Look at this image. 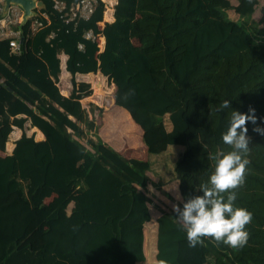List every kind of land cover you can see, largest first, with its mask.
<instances>
[{
  "label": "trees",
  "instance_id": "obj_1",
  "mask_svg": "<svg viewBox=\"0 0 264 264\" xmlns=\"http://www.w3.org/2000/svg\"><path fill=\"white\" fill-rule=\"evenodd\" d=\"M42 1L15 27L20 54L0 39V150L13 149L0 155V264H137L146 252L156 264H233L226 244L210 236L190 247L174 210L161 209L145 233L151 157L178 147L172 172L183 201L201 194L215 154L230 150L221 136L233 109L257 117L246 120L249 163L235 204L252 213L250 260L264 264V134L254 131L264 127V4L255 20L259 0H118L115 19L101 27L103 0L89 17L72 19L81 0H59L64 10ZM35 20L42 25L34 30ZM62 52L68 96L58 85ZM97 72L115 84L103 131L133 150L142 140L147 159L126 157L100 137L81 102L90 84L75 79ZM224 100L229 108L219 109ZM28 121L34 135L11 140ZM71 185L81 194L69 213Z\"/></svg>",
  "mask_w": 264,
  "mask_h": 264
},
{
  "label": "clouds",
  "instance_id": "obj_2",
  "mask_svg": "<svg viewBox=\"0 0 264 264\" xmlns=\"http://www.w3.org/2000/svg\"><path fill=\"white\" fill-rule=\"evenodd\" d=\"M229 103V100H224L219 109L229 108ZM256 119L255 115L235 109L231 111L228 127L221 136L230 150L215 154L213 171L208 181L201 184V194L189 195L182 206L173 205L190 247L202 243V238L209 236L233 249L241 248L247 242L249 233L246 225L251 222L252 213L235 204V189L244 182L245 168L249 163L246 156L250 137L246 120L255 123ZM254 131L264 134V127L257 126Z\"/></svg>",
  "mask_w": 264,
  "mask_h": 264
},
{
  "label": "rangeland",
  "instance_id": "obj_3",
  "mask_svg": "<svg viewBox=\"0 0 264 264\" xmlns=\"http://www.w3.org/2000/svg\"><path fill=\"white\" fill-rule=\"evenodd\" d=\"M234 4H237V0H231ZM256 10L254 12V15L259 17L260 15V4L255 5ZM109 7V5H108ZM241 7L239 6V11H240ZM237 9H229L227 11L228 16L232 19H238L239 18V11ZM36 14V13H35ZM256 17V18H257ZM15 23L12 25V28L17 27ZM62 55V54H61ZM63 57V55H62ZM63 62V60H62ZM63 64V63H62ZM106 79V86L101 87L98 90V94H95V89L92 86V83L90 84V90L91 93L89 95L84 96L81 99V102L83 104V106L86 108L88 115L91 119H95L96 125H97V131L100 135V137L102 138V140L106 143H108L109 145H111L112 147H119L121 148L120 150H122L123 148L126 150H133L131 148H129L128 145L126 146H122L120 145L113 137H107L106 133L107 131H103V124H104V119H106L107 115L112 111L113 108L110 109L109 105L111 104L112 100H113V91H114V86L113 83H111L108 78L105 76ZM80 80V79H79ZM69 84L68 86L63 84L62 79H61V83H59V87L61 92L65 95V94H70L73 88V84H72V77L70 78V74H69ZM76 81H78V79H76ZM78 82H86L83 80H80ZM66 86V87H65ZM101 95H100V94ZM101 100V101H100ZM164 123L166 124L167 128L171 127V123L169 120L168 115L164 116ZM136 125V124H135ZM137 127V126H136ZM138 128V127H137ZM15 130V129H14ZM32 130V131H31ZM22 135L24 133L26 134H32L33 132V127L30 124V121L25 123L24 128L22 129ZM129 132V131H128ZM131 134V132H129ZM21 137V136H20ZM95 137V136H94ZM11 140H14V138H11ZM84 143H86L85 139H82ZM141 143V147L140 149L137 150H133L135 152H137V157L138 158H142V141L140 140ZM114 145V146H113ZM114 147V148H115ZM45 147H43V145L41 146V149H43ZM182 148V147H181ZM180 149V148H179ZM123 151L124 154H126L128 156V154H132L131 151ZM12 150H10L9 152H12ZM178 147L176 146H172L170 148L167 149V151H165L164 153H162L161 155H157V156H152L151 159H153V169H152V173L151 175L153 176V180L154 183L152 185H150V188L148 189V195L150 197V206L151 208L155 211L158 210V208H161L160 206H162L163 210L166 211H171L173 210V205L179 204L181 205L183 203V199L180 202H177L176 199L172 196V198H169L171 196H166V199L163 198L162 194L163 192H161V190L163 189L162 186L159 185L160 182H162V184H164L163 182L166 181L170 176H173V172H172V162L173 159L175 158V156L178 154ZM7 152V151H6ZM124 155V156H126ZM126 156V157H127ZM156 180V181H155ZM158 183V185L156 183ZM68 193H70L73 196V200L72 202L69 204V208H68V212H71V209L74 205V200L80 196L81 192L79 191L78 187L71 185L70 187H68L67 189H65ZM170 195V194H169ZM50 200V198H48L46 201ZM166 201L168 203H166ZM155 203H156V207H155ZM39 215H42L43 211L38 210ZM148 232V231H147ZM227 248L229 249L230 253L234 256L235 261L233 262V264H263L262 259H258V263H253L252 260H250L251 256L253 255L252 251H248V247L249 244L246 242L245 245L241 248L238 249H233L232 247L226 245Z\"/></svg>",
  "mask_w": 264,
  "mask_h": 264
},
{
  "label": "built area",
  "instance_id": "obj_4",
  "mask_svg": "<svg viewBox=\"0 0 264 264\" xmlns=\"http://www.w3.org/2000/svg\"><path fill=\"white\" fill-rule=\"evenodd\" d=\"M6 1L7 0H0V39L9 38V45L11 51L15 54H20L22 52V39H21L20 30H16V28H12V25L18 23L16 24V26H19L20 24L26 22V21L23 22L24 10L18 4H11L6 9ZM103 1L105 2V7L108 6V2H106L105 0ZM117 1L118 0H116V2ZM96 2L97 0H81L79 3L72 5L70 7L69 12L67 13V15L70 16L69 19L78 16L85 18L89 17L90 14L93 12ZM55 8L59 10H64L66 8V4L63 1L56 0ZM41 25H42L41 22L35 20L32 23V28L35 30ZM91 36L92 33L87 32V37H91ZM80 47H82V45H80Z\"/></svg>",
  "mask_w": 264,
  "mask_h": 264
},
{
  "label": "crops",
  "instance_id": "obj_5",
  "mask_svg": "<svg viewBox=\"0 0 264 264\" xmlns=\"http://www.w3.org/2000/svg\"><path fill=\"white\" fill-rule=\"evenodd\" d=\"M106 2H107V0H105ZM260 2H259V4L262 6L263 4H264V0H259ZM115 4H116V2H115ZM108 5H109V3H108ZM36 8H41V6H37ZM260 9H261V7H260ZM35 10V9H34ZM105 15H106V17H107V19L108 20H106L105 19ZM260 15H261V10H260ZM260 15H259V17H257V16H255V15H253V18L255 19V20H258L259 18H260ZM257 17V18H256ZM115 19V17H114V12H113V15H112V17H109L108 15H107V9H106V14H105V12H104V18H103V21L100 23V26L101 27H103L104 26V24H105V22H112L113 20ZM104 46H105V44H104ZM100 48H101V50H103L104 49V47L102 48V46H100ZM63 55V57H62V55ZM59 56H60V58H61V73L63 72V70H64V68L66 69V60H67V58H68V56L64 53V52H62ZM62 60H63V62H62ZM63 63V64H62ZM64 66V67H63ZM61 73H60V76H59V83H61ZM70 73V72H69ZM79 74H82V73H77L76 75H75V79H78V75ZM72 77V74L70 73V78ZM78 81H80L79 79H78ZM59 83H58V85H59ZM66 96H68V94H65ZM136 126L138 127V129L139 130H141L140 129V127L136 124ZM16 128V127H15ZM17 128H19V127H17ZM21 129V128H20ZM22 130V129H21ZM14 131V130H13ZM23 133V132H22ZM34 135V134H33ZM22 136V135H21ZM20 138V137H19ZM18 138V139H19ZM142 141V140H141ZM16 142V141H15ZM114 146V145H113ZM115 147V146H114ZM142 153H141V155H142V158H138L137 157V152H135V151H133V150H125L124 148L122 149V150H120L121 148H119L118 146L117 147H115V149H117L120 153H122L123 155H126V154H124L123 153V151L125 150L126 152H128V151H131L132 152V154L130 153V154H128V156L127 157H134V158H138V159H141V160H145V159H147L148 158V155H147V150H146V147H145V145H144V143H143V141H142ZM182 149V148H181ZM7 150L8 151H10V150H12V149H10L9 147H7ZM12 153V152H11ZM10 152H6V151H2V150H0V155H6V154H11ZM153 160V159H152ZM151 178H152V182H151V184L150 185H152L153 183H154V178H153V176H151ZM156 181V180H155ZM156 183V182H155ZM164 184H161L160 186H162L163 187V189L161 190V192H163V194H162V196H163V198H165L166 199V196L168 197V196H171V197H169V198H172V196L176 199V201L177 202H180L183 198H182V195H181V192H180V189H179V181H178V179L177 178H175L174 176H170L166 181H164L163 182ZM157 185H158V183H156ZM150 185H149V188H150ZM159 186V185H158ZM148 188V189H149ZM170 194V195H169ZM166 203H168L167 201H166ZM151 207V206H150ZM155 207H156V203H155ZM161 208H158V210L156 211H154L152 208H151V213H152V219H151V221L150 222H148L147 224H146V228H145V233L148 231V230H150V227H148V225H150V224H155L156 225V223H157V218L160 216V212H161V209L163 208L162 206H160ZM151 260H150V258L148 257V252H146V256H147V259H146V261H143V262H139V263H137V264H150V262H151V264H156V262H155V259H154V257H153V252H151Z\"/></svg>",
  "mask_w": 264,
  "mask_h": 264
},
{
  "label": "bare ground",
  "instance_id": "obj_6",
  "mask_svg": "<svg viewBox=\"0 0 264 264\" xmlns=\"http://www.w3.org/2000/svg\"><path fill=\"white\" fill-rule=\"evenodd\" d=\"M107 2L109 3V7H107V15L109 17H112L113 12H114V5H115L116 0H107ZM69 74H70L69 71L67 69H65V68H64L63 72L61 73L62 82H63V84H65L67 86L69 84V81H68L69 80ZM78 79L86 81L88 83H92V86L95 89V94L96 95L98 94V90L101 87H103V86L105 87L106 86L105 75H103L101 72L86 73V74L82 73V74L78 75ZM113 86L115 88V84H113ZM21 135H22V130L20 128L16 127L15 130L11 133L10 138H14L13 141H16Z\"/></svg>",
  "mask_w": 264,
  "mask_h": 264
},
{
  "label": "water",
  "instance_id": "obj_7",
  "mask_svg": "<svg viewBox=\"0 0 264 264\" xmlns=\"http://www.w3.org/2000/svg\"><path fill=\"white\" fill-rule=\"evenodd\" d=\"M11 4H18V5H20L23 8V10H24V15H23L24 20H23V22H25V21H27V19L29 17H31V16H33L35 14V10H36L37 6H41V7L43 6V1L42 0H7L6 1V9ZM30 124H31V122H30ZM27 135L31 136L33 134H27Z\"/></svg>",
  "mask_w": 264,
  "mask_h": 264
}]
</instances>
